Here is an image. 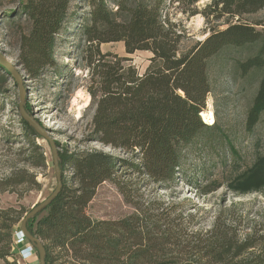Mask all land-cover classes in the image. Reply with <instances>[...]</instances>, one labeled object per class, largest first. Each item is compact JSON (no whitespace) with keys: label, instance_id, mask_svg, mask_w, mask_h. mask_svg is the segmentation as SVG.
<instances>
[{"label":"trees","instance_id":"trees-1","mask_svg":"<svg viewBox=\"0 0 264 264\" xmlns=\"http://www.w3.org/2000/svg\"><path fill=\"white\" fill-rule=\"evenodd\" d=\"M70 1L22 0L9 20L8 35L18 43L17 64L30 77L54 64V37L68 21ZM164 1L87 0L89 11L81 34L89 52L87 92L94 107L87 140L132 156L122 158L92 148L58 152L61 170L67 165L71 169L69 180L61 174L58 195L26 224L43 244L45 264H254L244 257L254 247L249 238L237 239L216 221L194 228V214L183 209L186 197L167 203L146 201L138 188L116 181L133 212L115 220L93 219L86 213L97 186L113 179L118 167L129 169L127 175L143 173L154 182L177 179L183 149L217 129L215 122H202L200 113L210 91L209 64L218 53L250 50L236 63L243 75L261 71L246 116L248 131L264 111V21L247 20L264 8V0H210L201 9L198 0H176L189 16L201 14L208 22L224 19L226 24L223 29L211 27L203 40L180 54L182 34L164 17ZM107 42H122L126 53L149 51L144 72L125 65L124 57L102 53L98 46ZM7 77L11 76L0 67V93ZM25 108L31 114L28 104ZM19 122L28 142L25 162L44 165L43 153L34 152L40 146L33 138L40 136L20 115ZM245 174L247 184L263 183L264 156H258ZM25 213L0 208V264H15L7 257L12 255L13 227Z\"/></svg>","mask_w":264,"mask_h":264},{"label":"rangeland","instance_id":"rangeland-1","mask_svg":"<svg viewBox=\"0 0 264 264\" xmlns=\"http://www.w3.org/2000/svg\"><path fill=\"white\" fill-rule=\"evenodd\" d=\"M209 1L198 0L196 6L201 9ZM21 2L0 0V51L13 64H17L18 43L16 37L8 35L7 25ZM88 11L87 0L70 1L68 21L54 37V64L43 67L38 77H30L22 66H18L25 88L24 108L26 104L30 106V115L46 128L49 136L58 144V152L71 153L92 148L129 159L132 156L129 151L87 140L94 107L87 92L90 70L86 59L89 52L81 29L86 23ZM162 11L164 17L175 24L177 32L182 34L177 54L203 40L211 27L223 29L226 26L224 19L208 22L201 14L189 16L181 12V5L176 0H165ZM247 20L264 21V8L249 15ZM23 27L27 31L25 22ZM98 47L102 53L126 58L124 64L132 65L139 74L144 72L152 55L145 50L126 53L122 42L100 43ZM247 55H250V50L232 48L211 59L208 72L210 91L202 111H212L217 129L201 134L183 149L177 179L166 183L154 182L143 173L131 172L127 175L124 172H129V169L118 167L113 179L97 186L86 207V213L91 218L115 220L133 212L134 208L124 201L116 181L138 188L146 201L158 199L167 203L186 197L188 200L183 209L194 214V228L209 227L214 221L221 229L228 227L229 234L236 235L239 240L249 238L254 244L244 257L253 259L254 264H264V182L247 184L245 174L258 156H264V111L254 128L251 131L246 129L247 112L253 102L261 71H251L247 75L238 71L236 63ZM2 88L0 208L12 207L27 212L55 187L51 152L46 140L33 138L40 146L34 152L43 153L44 165L33 166L25 162L29 151L19 122L18 85L7 77V83ZM86 98H89L88 104L83 105ZM200 117L202 122L208 124L201 114ZM60 172L69 180L71 169L68 165L63 170L60 167ZM18 230L17 224L13 227L12 244L16 253L8 256L7 260L26 264L18 259V255L22 258L20 251L26 246L21 248V244L26 243L25 238L16 242L15 233ZM32 256H36V253Z\"/></svg>","mask_w":264,"mask_h":264},{"label":"water","instance_id":"water-1","mask_svg":"<svg viewBox=\"0 0 264 264\" xmlns=\"http://www.w3.org/2000/svg\"><path fill=\"white\" fill-rule=\"evenodd\" d=\"M18 64H13L10 62L4 52L0 51V67L3 68L18 85L19 92V103H18V113L21 118L32 128V130L39 135L41 138L47 141L52 158V166L54 175L56 178V184L54 189L50 192L48 196L33 205L23 216L19 223V230L28 241L29 245L33 247L38 257V264H45L44 261V247L42 242L33 236L27 229V221L33 219L38 213H40L60 192L62 182H61V172L59 164L58 148L54 139L49 136L48 131L44 126H42L32 115H30L24 108L23 103V93L24 85L21 83V78L17 70Z\"/></svg>","mask_w":264,"mask_h":264},{"label":"built area","instance_id":"built-area-1","mask_svg":"<svg viewBox=\"0 0 264 264\" xmlns=\"http://www.w3.org/2000/svg\"><path fill=\"white\" fill-rule=\"evenodd\" d=\"M15 237H16V242H17V243L20 242L21 238H25V237L23 236V234L21 233L20 230L16 231V233H15ZM25 241H26V243H24V244H25V245H28V246H27L26 250H25V249H22V250L20 251V254H21V256H22L23 258L30 257V256H32L33 253L35 252V250L33 249V247L29 245V243H28V241H27L26 239H25ZM35 253H36V252H35Z\"/></svg>","mask_w":264,"mask_h":264},{"label":"bare ground","instance_id":"bare-ground-1","mask_svg":"<svg viewBox=\"0 0 264 264\" xmlns=\"http://www.w3.org/2000/svg\"><path fill=\"white\" fill-rule=\"evenodd\" d=\"M88 100H89V98H86L83 102V105H87ZM208 105H210V104H208ZM79 108H81V107H79ZM200 114L203 117V120L205 122H207L208 124H212L214 122V115L210 109L207 111H202ZM21 240H23V238H21ZM26 248H27V246H25L24 249L26 250Z\"/></svg>","mask_w":264,"mask_h":264},{"label":"crops","instance_id":"crops-1","mask_svg":"<svg viewBox=\"0 0 264 264\" xmlns=\"http://www.w3.org/2000/svg\"><path fill=\"white\" fill-rule=\"evenodd\" d=\"M21 245H22L21 248H23L25 246V244H21ZM26 246H28V245H26ZM12 253H16V250L12 249ZM22 258H20V256L18 255V259L26 262V264H38L37 256H30V257H27L25 259H22Z\"/></svg>","mask_w":264,"mask_h":264}]
</instances>
